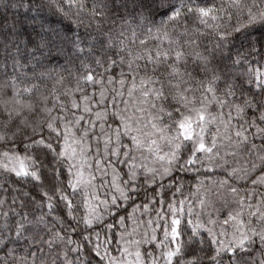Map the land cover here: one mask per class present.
Returning <instances> with one entry per match:
<instances>
[{
  "label": "snow or ice",
  "instance_id": "snow-or-ice-1",
  "mask_svg": "<svg viewBox=\"0 0 264 264\" xmlns=\"http://www.w3.org/2000/svg\"><path fill=\"white\" fill-rule=\"evenodd\" d=\"M4 8L0 264H264V0Z\"/></svg>",
  "mask_w": 264,
  "mask_h": 264
},
{
  "label": "trees",
  "instance_id": "trees-1",
  "mask_svg": "<svg viewBox=\"0 0 264 264\" xmlns=\"http://www.w3.org/2000/svg\"><path fill=\"white\" fill-rule=\"evenodd\" d=\"M9 0H0V17H2L3 15H7L9 20L11 19L12 17V14L13 12L15 11L14 9H5L4 8V4L8 3ZM20 12H23L24 10L23 9H19ZM183 179H184V182H185V189L187 191V185H188V182L192 180V174H187V175H184L183 176ZM138 203L140 201H137ZM129 211H131V208H129ZM123 214V213H121ZM144 219H147V217H144ZM131 223V222H129ZM103 238V237H102ZM114 246V245H113ZM2 255V254H0Z\"/></svg>",
  "mask_w": 264,
  "mask_h": 264
}]
</instances>
